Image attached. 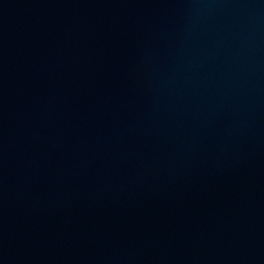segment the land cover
Listing matches in <instances>:
<instances>
[{"label": "water", "instance_id": "95a60500", "mask_svg": "<svg viewBox=\"0 0 264 264\" xmlns=\"http://www.w3.org/2000/svg\"><path fill=\"white\" fill-rule=\"evenodd\" d=\"M0 264H264V0H0Z\"/></svg>", "mask_w": 264, "mask_h": 264}]
</instances>
